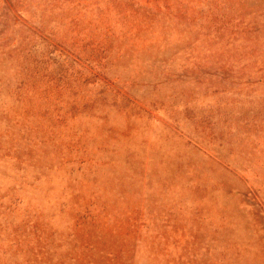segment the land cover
<instances>
[{"label": "rangeland", "instance_id": "obj_1", "mask_svg": "<svg viewBox=\"0 0 264 264\" xmlns=\"http://www.w3.org/2000/svg\"><path fill=\"white\" fill-rule=\"evenodd\" d=\"M0 264H264V0H0Z\"/></svg>", "mask_w": 264, "mask_h": 264}]
</instances>
